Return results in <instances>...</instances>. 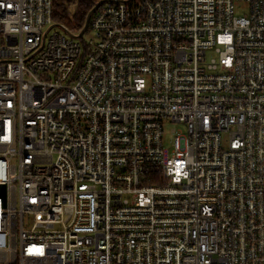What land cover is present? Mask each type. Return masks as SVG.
<instances>
[{
    "label": "built area",
    "instance_id": "2783aa9c",
    "mask_svg": "<svg viewBox=\"0 0 264 264\" xmlns=\"http://www.w3.org/2000/svg\"><path fill=\"white\" fill-rule=\"evenodd\" d=\"M96 1L0 0V264H264V0Z\"/></svg>",
    "mask_w": 264,
    "mask_h": 264
},
{
    "label": "trees",
    "instance_id": "16d2710c",
    "mask_svg": "<svg viewBox=\"0 0 264 264\" xmlns=\"http://www.w3.org/2000/svg\"><path fill=\"white\" fill-rule=\"evenodd\" d=\"M95 0H52V22L68 27L82 29L88 13L92 10ZM82 43V38L78 40Z\"/></svg>",
    "mask_w": 264,
    "mask_h": 264
},
{
    "label": "rangeland",
    "instance_id": "374dc122",
    "mask_svg": "<svg viewBox=\"0 0 264 264\" xmlns=\"http://www.w3.org/2000/svg\"><path fill=\"white\" fill-rule=\"evenodd\" d=\"M100 4H101V2H98V1H96L95 0V4H94V6H93V8H92V10L88 13L89 14V17H90V15L100 6ZM97 5V6H96ZM236 14H239V12L237 11L236 12ZM89 20V19H88ZM85 23V22H84ZM88 24V23H87ZM84 26V25H83ZM70 30H71V35H73L74 37H76V38H78V39H80V38H82V41L83 42H86L87 41V27H86V29H85V31H84V33L82 34V36L81 37H78V35L80 34V32H81V30L79 31V29H78V27L76 26V27H68ZM83 28V27H82ZM166 139H164V144H165V146L167 145V142H168V139L170 138V135H168V133H166Z\"/></svg>",
    "mask_w": 264,
    "mask_h": 264
},
{
    "label": "water",
    "instance_id": "95a60500",
    "mask_svg": "<svg viewBox=\"0 0 264 264\" xmlns=\"http://www.w3.org/2000/svg\"><path fill=\"white\" fill-rule=\"evenodd\" d=\"M96 6H97V5H96ZM88 19H89V14L87 15V17H86V19H85L84 26H83V28H82L80 34L78 35V37H81L82 34L84 33V31H85V29H86V27H87Z\"/></svg>",
    "mask_w": 264,
    "mask_h": 264
}]
</instances>
